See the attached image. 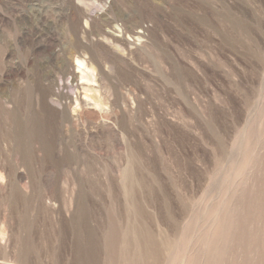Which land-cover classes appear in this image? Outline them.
<instances>
[{"label": "rangeland", "instance_id": "374dc122", "mask_svg": "<svg viewBox=\"0 0 264 264\" xmlns=\"http://www.w3.org/2000/svg\"><path fill=\"white\" fill-rule=\"evenodd\" d=\"M77 40L109 120L50 100ZM0 264H264V0H0Z\"/></svg>", "mask_w": 264, "mask_h": 264}, {"label": "bare ground", "instance_id": "6f19581e", "mask_svg": "<svg viewBox=\"0 0 264 264\" xmlns=\"http://www.w3.org/2000/svg\"><path fill=\"white\" fill-rule=\"evenodd\" d=\"M117 21L122 22V24L119 25L122 37L112 36L106 32V34L102 35L101 37H103L104 41L108 42L114 49L118 50L123 54L132 56L134 52L130 51L129 48L133 44L129 43L124 36L129 35L134 42L135 40L140 41L144 38V31L136 32V29L140 28V26L135 24H129V22L126 21L125 18H123L122 14L116 16V18L113 20H106V23H104L109 28H112L113 24L117 23ZM85 33L87 35L89 34L88 32ZM59 56L60 54L56 55V58L58 59ZM112 56L114 58L115 55H112L111 53L110 57V54L107 53V51L106 53L104 52L94 54L90 52L85 45H83L80 41L77 40L71 45V47L67 51H63L62 55L59 57L61 59V69L59 73L63 77L64 84L62 85L64 87L58 88L57 90L51 92L50 96L53 99L50 100H52L54 103L57 104V106H60L65 110L64 112L67 113V116L71 122L77 121V119H81L84 114H90L92 112L95 114H99L102 118H106L108 120L110 116L114 115V109H112L108 105L109 102H107L111 97L114 96V94L110 86L108 87L104 82L106 79L105 77L109 76L110 68L108 70V67H106L107 64H114L112 61ZM74 61L76 62V65H74ZM48 78L49 75H47V79ZM52 81H54V78ZM65 88L68 89V92H64ZM80 89H83L86 92L93 91L95 95L89 96L88 94H85L84 98L82 99L81 95H78V91ZM129 98V92L122 93L121 99L123 100L125 110L128 109V106L130 105H128ZM70 111H72V114H69ZM109 123L104 122L102 124L103 126L109 128L108 130L110 131L109 133L111 135H117L116 131L114 130L115 127L113 128L111 126L112 123L110 125ZM136 176L137 175L135 174L129 175L127 173L124 175V178L132 179L136 178Z\"/></svg>", "mask_w": 264, "mask_h": 264}]
</instances>
